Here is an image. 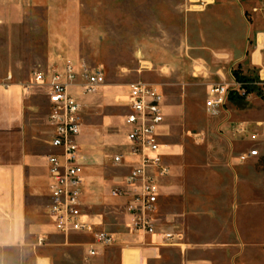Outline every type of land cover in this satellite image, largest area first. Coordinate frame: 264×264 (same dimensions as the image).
I'll return each instance as SVG.
<instances>
[{"label": "rangeland", "instance_id": "374dc122", "mask_svg": "<svg viewBox=\"0 0 264 264\" xmlns=\"http://www.w3.org/2000/svg\"><path fill=\"white\" fill-rule=\"evenodd\" d=\"M16 1H23V5ZM197 2L14 0L13 13L19 14V19L0 21V72L28 80L32 88L34 152H52L46 89L36 85L34 72H47L70 60L80 68L104 73L106 85L82 99L81 144L96 197L92 200L87 196L84 215L100 217L107 232L131 231L124 199L114 197L112 190L122 187L129 173V168L115 164L114 157L126 150L128 87L136 82L154 86L165 97L161 143L171 165L170 179L176 186L156 212L157 219L160 217L157 225L164 224L171 208L181 214L209 207L217 211L215 223L219 228L225 227L227 216L230 226L236 225L234 216L227 212L233 208L229 205L233 198L222 193V186L229 185L223 162L233 152L239 156L261 143L264 130L257 122L261 120L262 103L257 94L249 100L233 96L216 114L206 109L210 85L230 82L236 74L243 77L241 65L229 53L217 50L246 41L235 14L231 21L222 23L221 17L230 12L214 13L210 6ZM250 75L249 79H257L255 73ZM241 124L247 128L246 134L237 131ZM250 163L257 216L261 212L264 170L259 160ZM49 202L48 195L31 199L32 217L42 226L50 225ZM68 252V258L64 254L57 257V264H104L83 257L78 250ZM34 260L32 252L0 248V264H35ZM107 264L118 262L111 259Z\"/></svg>", "mask_w": 264, "mask_h": 264}, {"label": "crops", "instance_id": "0c3cea01", "mask_svg": "<svg viewBox=\"0 0 264 264\" xmlns=\"http://www.w3.org/2000/svg\"><path fill=\"white\" fill-rule=\"evenodd\" d=\"M15 3L23 5V1ZM15 3L14 0H0V21L19 19V14L14 16L13 13ZM207 6L214 13L230 12L229 16L221 17V22L231 21V15L235 14L242 23L246 42L217 51L229 53L241 65L239 69L243 77L250 78L248 75L252 73L258 76L260 71L264 75V0H212ZM31 95L32 88L28 80L17 79L12 73L0 72V248L32 252L35 264H57L59 255L64 254L68 258L71 255L68 251L73 249L88 258L87 250L93 242L92 236L78 233L64 236L55 230L51 222L49 226H42L32 217L31 199L39 195L50 196L51 180L46 157L56 153V150L51 146L52 152L49 154L46 149L41 153L33 150ZM260 102L261 120L257 124L264 121V102ZM260 137L264 149V134ZM79 143L82 152L81 137ZM234 149L233 146L230 152ZM247 152L239 156L233 152L223 162L229 185L222 186V193L233 198L229 205L234 209L227 212L234 216L236 225L231 227L227 216L225 227L219 228L215 223L219 217L212 207L197 211L189 209L181 214L173 208L171 211L167 208L169 212L166 220L164 224L159 222L157 228L174 233L176 243L166 245L157 236L132 231L107 232L100 217L84 215L85 220L97 225V230L114 235L116 240L115 245L91 259L104 264L111 259H116L118 264H264V191L261 195V212L255 216L252 159L241 160ZM163 154L165 157V146ZM84 159L83 204L87 196L92 200L96 198L92 182L94 178L89 177L87 158L84 156ZM259 161L264 170V158ZM170 178L171 175L163 182L158 208L174 192L175 181ZM262 181L264 185V178ZM40 239L45 240L43 244H39Z\"/></svg>", "mask_w": 264, "mask_h": 264}, {"label": "built area", "instance_id": "2783aa9c", "mask_svg": "<svg viewBox=\"0 0 264 264\" xmlns=\"http://www.w3.org/2000/svg\"><path fill=\"white\" fill-rule=\"evenodd\" d=\"M203 6L206 1L198 0ZM257 79L239 81L231 76L230 82L212 84L208 90L206 109L218 113L232 96L249 100L253 94L264 102V75ZM34 81L46 89L49 103V123L52 135L49 145L56 153L46 157L50 175V202L47 216L55 230L64 236L85 234L92 236L88 246L89 259L100 256L116 244L114 235L97 230V225L84 219L85 163L79 139L83 131L82 99L90 97L106 85V77L100 69L77 66L68 60L61 67L45 72L36 70ZM127 113L124 118L126 150L114 157L119 167L129 168L122 187L112 190V195L126 200L130 216V229L136 234L157 236L163 244L174 245L176 235L159 231L156 212L163 182L171 175L161 143V130L165 124V97L154 86L143 82L128 87ZM264 130V121L258 124ZM246 134L247 128L237 130ZM257 136V135H256ZM255 136V137H256ZM264 158L261 144L241 157V160ZM45 240L40 239L39 244Z\"/></svg>", "mask_w": 264, "mask_h": 264}, {"label": "trees", "instance_id": "16d2710c", "mask_svg": "<svg viewBox=\"0 0 264 264\" xmlns=\"http://www.w3.org/2000/svg\"><path fill=\"white\" fill-rule=\"evenodd\" d=\"M236 77L239 81H247L250 80L249 78L246 77H242L240 74H236ZM231 99H234V97L232 96Z\"/></svg>", "mask_w": 264, "mask_h": 264}, {"label": "bare ground", "instance_id": "6f19581e", "mask_svg": "<svg viewBox=\"0 0 264 264\" xmlns=\"http://www.w3.org/2000/svg\"><path fill=\"white\" fill-rule=\"evenodd\" d=\"M198 1V0H197ZM206 1V0H205Z\"/></svg>", "mask_w": 264, "mask_h": 264}]
</instances>
